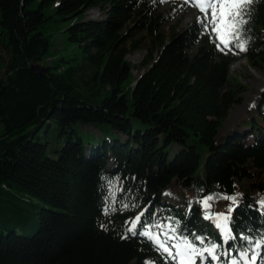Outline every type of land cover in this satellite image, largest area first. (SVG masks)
<instances>
[{
    "label": "trees",
    "instance_id": "trees-1",
    "mask_svg": "<svg viewBox=\"0 0 264 264\" xmlns=\"http://www.w3.org/2000/svg\"><path fill=\"white\" fill-rule=\"evenodd\" d=\"M163 3L0 0V264H168L139 232L171 223L220 242L200 203L208 195L238 199L229 247L264 237V114L218 141L246 90L233 61L264 66V0L246 17L243 54L218 48L199 20L177 29L181 4ZM94 8L104 17L90 19ZM57 26L76 52L38 75ZM143 46L135 78L127 56ZM170 188L178 203L165 199ZM220 201L231 205L212 207Z\"/></svg>",
    "mask_w": 264,
    "mask_h": 264
},
{
    "label": "snow or ice",
    "instance_id": "snow-or-ice-1",
    "mask_svg": "<svg viewBox=\"0 0 264 264\" xmlns=\"http://www.w3.org/2000/svg\"><path fill=\"white\" fill-rule=\"evenodd\" d=\"M162 2V0H161ZM255 0H196V6L202 13L200 21L203 23L205 31H211L219 41L217 47L224 48L236 47L240 51L247 50L248 39L243 35L246 31L245 25L248 23L246 17L251 15V5ZM209 14L211 21L209 23ZM113 199L115 191L110 194ZM218 199H223L231 202L227 213L212 212V204ZM202 203L205 209V219L214 222L215 227L219 230L223 245H228L230 241H235L236 236L233 234L231 226L232 213L235 211V205L238 204L236 196H213L204 197ZM264 206V201H261ZM127 208L128 205H123ZM105 214L109 209L106 208ZM115 211V208H111ZM137 215L131 221V226L127 229L132 235H136L137 226L141 224V216ZM153 228L158 229V232H153ZM140 235L147 237L156 246L158 251L166 253L169 258L176 261V264H196L197 258L201 264H206L210 261L211 264H221V257L226 260V264H264V255L261 254L262 246H264V237L260 240L253 241L250 237L241 235L240 239L244 241L247 247L236 248L232 245L220 251L222 245L216 242L206 243L204 236L196 235L194 239H189L188 236L178 234L176 227L171 223L166 225L156 223L141 230ZM163 237V239L161 238ZM233 248H236L233 254Z\"/></svg>",
    "mask_w": 264,
    "mask_h": 264
},
{
    "label": "rangeland",
    "instance_id": "rangeland-1",
    "mask_svg": "<svg viewBox=\"0 0 264 264\" xmlns=\"http://www.w3.org/2000/svg\"><path fill=\"white\" fill-rule=\"evenodd\" d=\"M167 7H163L166 10ZM201 12L195 6H189L188 8H181L178 10L175 19L173 20V25L180 30L185 29L189 24H191ZM90 19H101L104 17L102 11L97 8L91 9L87 13ZM209 19L211 16L209 14ZM210 23V20H209ZM63 27H53L48 30V37L52 43L51 55L48 56L40 65L41 68L46 67L49 64L55 62L58 58L64 55H73L76 52V47L67 44L65 36L62 33ZM242 53L244 51H241ZM148 53V49L143 46L140 49L131 52L127 56V61L133 66V75L138 78L145 70L146 67L142 65L144 59ZM231 70L238 76L239 80L246 87L244 91L243 103L238 106H234L227 119L223 123V127L220 130V136L218 141L223 140L226 136L234 134L236 132L242 133L247 129L244 126V122H250L256 111H260L264 114V66L260 68H253L247 61L245 56H242L238 60L233 61L231 65ZM4 70H0V79L3 77ZM84 130L92 131L96 136H100V131L95 127H83ZM251 141L252 138L250 137ZM113 163L110 168H113ZM165 198L169 201L178 203L181 199L180 194L174 189L170 188L165 194ZM225 202H217L211 209L216 213H227L229 206ZM217 229V228H216ZM201 264L200 259L197 261ZM206 264H211L210 261ZM226 264V260H225Z\"/></svg>",
    "mask_w": 264,
    "mask_h": 264
},
{
    "label": "water",
    "instance_id": "water-1",
    "mask_svg": "<svg viewBox=\"0 0 264 264\" xmlns=\"http://www.w3.org/2000/svg\"><path fill=\"white\" fill-rule=\"evenodd\" d=\"M31 70H32L34 73L38 74V75H42L44 72H46V69H45V68H41V67H39V66H33V67L31 68ZM212 212H213V211H212Z\"/></svg>",
    "mask_w": 264,
    "mask_h": 264
}]
</instances>
